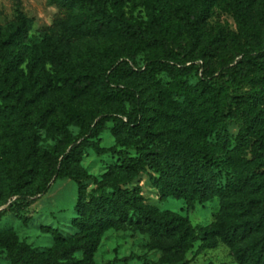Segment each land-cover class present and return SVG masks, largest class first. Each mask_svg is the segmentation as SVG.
<instances>
[{"label": "trees", "instance_id": "obj_1", "mask_svg": "<svg viewBox=\"0 0 264 264\" xmlns=\"http://www.w3.org/2000/svg\"><path fill=\"white\" fill-rule=\"evenodd\" d=\"M48 2L58 18L38 45L28 44L33 19L19 0L0 27V218L11 212L26 223L50 181L72 180L74 233L44 228L52 245L40 249L2 231L3 259L95 264L105 232L130 230L158 258L131 254L125 262L187 264L188 253L222 245L234 264H264V0ZM137 5L145 21L126 11ZM214 7L230 14L235 32L208 27ZM172 16L178 48L164 30ZM143 51L150 56L138 66ZM193 70L197 81L184 85L182 102L158 78ZM236 121L232 137L227 126ZM108 123L113 145L102 147ZM41 135L54 144L42 149ZM87 150L115 163L99 178L88 175L80 165ZM140 176L160 203L182 201L190 211L216 200L213 221L195 229L186 216L148 204L139 187H129Z\"/></svg>", "mask_w": 264, "mask_h": 264}, {"label": "rangeland", "instance_id": "obj_2", "mask_svg": "<svg viewBox=\"0 0 264 264\" xmlns=\"http://www.w3.org/2000/svg\"><path fill=\"white\" fill-rule=\"evenodd\" d=\"M16 0H0V27L12 20L14 15V3ZM22 11L31 19H33V27L30 31L29 46L34 47L39 44L44 30L51 26L52 22L58 18L55 7L49 4L48 0H19ZM138 20H146L143 5L129 7L126 11ZM173 22L167 26L165 30L166 39L172 48H178L180 41L174 36V23L178 22V16H172ZM208 27L213 29H223L225 31L235 32V26L230 14L226 13L219 7H214L210 12L207 21ZM150 56L149 52H140L135 60L138 66L144 65L146 59ZM161 84L166 88L174 100L182 102L183 87L185 84L193 86L197 81V72L191 71L187 75L175 74L167 75L162 73L159 75ZM60 98L58 94H53L51 100ZM85 108L91 105L83 104ZM240 123L238 121L228 124L227 129L232 137L238 132ZM111 124L105 126V131L100 136V146L110 147L113 140L109 134ZM74 138L77 137L78 130L75 127H69ZM209 142H213V138H209ZM54 144L51 140L43 139L41 135L40 147L42 149L49 148ZM116 157L111 155L96 156L87 150L83 153L80 161L82 169L86 174L99 178L107 166L114 164ZM224 174L219 176V183H224ZM86 190L89 191L92 186L91 182L83 183ZM139 187L141 194L146 202L155 206L158 210L172 211L181 216H186L190 224L195 228L207 226L213 221L214 214L217 210V201L213 200L204 205H195L190 211H187L182 201L167 199L160 203L156 196V191L149 184L145 176H140L129 187ZM76 183L72 180L50 181L48 191L43 195H36L35 202L29 207L30 217L26 223L21 222L13 213L6 212L0 218V232L11 230L19 241L31 245L33 248H47L52 245V238L49 234L44 233L42 229H57L63 237H70L74 231L70 228V220L73 216V208L76 202ZM6 206L0 207V210ZM147 238L130 230L112 231L109 230L101 237L99 246L94 254L95 264H141L136 260L123 261L125 258L134 255H146L148 259L155 261L158 253L146 250L145 245ZM196 247L191 251L194 252ZM4 255L0 253V264H8L4 259ZM187 264H234L229 250L219 245L213 250L201 252L192 256L188 253L186 256Z\"/></svg>", "mask_w": 264, "mask_h": 264}]
</instances>
